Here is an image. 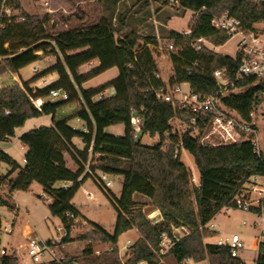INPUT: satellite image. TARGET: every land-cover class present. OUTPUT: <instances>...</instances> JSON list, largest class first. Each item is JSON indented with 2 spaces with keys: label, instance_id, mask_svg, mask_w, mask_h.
I'll return each mask as SVG.
<instances>
[{
  "label": "trees",
  "instance_id": "trees-1",
  "mask_svg": "<svg viewBox=\"0 0 264 264\" xmlns=\"http://www.w3.org/2000/svg\"><path fill=\"white\" fill-rule=\"evenodd\" d=\"M158 1L164 5L177 1L180 8L193 13L189 35L177 31L169 34V40L179 48L178 55L171 54L174 77L170 84L187 82L193 91L202 94L216 89L212 71L227 67L233 74L238 67V62L231 56L205 46L199 51L193 48L192 42L201 37L214 46L224 45L230 39L224 31L211 26L212 17L228 13L246 28L264 23V0ZM2 5L0 0V76L7 70L18 73L40 59L36 53L42 51L58 57L51 71L57 72L59 78L36 90L31 89L28 83L0 88V143L14 137L16 129L28 119L44 114L54 116L52 125L41 126L21 135V143L28 147L24 167L0 148V168L2 164L11 168L7 174L0 171V185L8 188V194L0 196V207L14 211L16 207L9 195L28 191L33 183H38L51 199L50 213L62 220L69 234L74 219L80 217L72 199L88 179L85 175L78 181L86 170L92 148V154H104L110 159L111 165L104 171L122 175L123 180L120 196L114 197L117 216L113 234L91 222L93 231L78 237L79 240L110 244V251L100 261L89 264H158L160 236L171 226H185L191 231L169 250L178 263L187 259L195 262L208 259L210 264H242L241 259L233 257L227 247L204 242L205 237L215 235L205 230V226L222 207L231 202L246 178L264 171V163L254 155L252 144L244 142L212 147L203 145L191 135H184L183 148L193 155L199 171V186L192 185L191 172L180 162V154L176 153L175 146L164 145V135L171 131L170 119L175 114L182 119L186 117L185 112L174 111L170 104L156 101L153 89L161 86L163 80L156 77L158 65L149 45L139 47L137 37L118 39L107 18H101L94 25L52 36L46 30L48 15L38 17L22 11L23 20L16 21L2 11ZM6 7L19 9L20 4L18 0H12L6 3ZM146 44L157 46L158 41L147 39ZM92 60H98L99 66L87 74H81L80 67ZM113 67H117L119 72L115 79L96 88H83L86 81ZM108 88H114L113 96L94 100L95 96ZM53 89H66L70 93L69 99L56 103L46 101ZM262 90L263 84L247 89L228 98L227 103L247 117L253 101ZM78 98H81L83 106L77 116L87 127V133L69 125L67 119L55 120L60 107ZM133 110L147 111L144 132L152 136L159 134V143L145 146L135 139L130 121ZM118 124L125 127L123 136L105 132L107 127ZM76 137L85 143L83 149L73 143ZM67 154L74 161L76 170L67 166ZM120 159L127 160L128 165L119 168ZM16 171L17 175L11 177ZM63 181H70L72 185L67 188L56 186V183ZM135 194L147 197L150 204L160 211L162 220L152 223L143 210L144 204L134 200ZM68 213H72L74 218L68 219ZM2 226L0 214V246ZM134 227L140 237L129 246L125 260L121 261L118 257L119 237ZM30 237H26L25 242ZM71 240L68 235L61 242ZM92 252L90 246L83 250L85 255ZM77 260L67 258L63 264H73ZM0 264H19V261L14 253L4 254L0 256ZM256 264H264V246L260 249Z\"/></svg>",
  "mask_w": 264,
  "mask_h": 264
},
{
  "label": "rangeland",
  "instance_id": "rangeland-1",
  "mask_svg": "<svg viewBox=\"0 0 264 264\" xmlns=\"http://www.w3.org/2000/svg\"><path fill=\"white\" fill-rule=\"evenodd\" d=\"M18 1L20 8L12 9V17H14L16 21H21L22 11L38 17L48 15L49 21L46 25V30L48 34L52 36L62 31L94 25L99 23L101 18H107L115 29L118 39H124L127 36L132 39L137 37L136 43L139 47L148 45L146 44L147 39H156L158 45L153 46L149 44V47H151L158 65V73L162 80L167 83L174 77L171 61L172 53L168 48V45L172 43V41L169 40V34L172 31L180 33L187 32L193 24V13L191 11L180 8L178 4L164 5L158 0H49L50 4L47 7L41 5L36 0ZM257 27L264 30V23L257 24ZM237 42L238 38L232 37L224 45L215 47L214 51L231 57L235 56ZM36 55L39 56L40 59L22 68L20 71L21 75L11 70H7L1 75L0 88L14 85L22 86L23 83H25L24 80H27L29 87L36 90L46 85L45 81L48 83V81L56 80L58 74L55 71H51V69L56 65L58 57L51 52L44 54L42 51L37 52ZM98 64L99 63L96 62L95 65L97 66ZM33 67H37V72L32 71ZM91 67L92 66L89 64H85L80 67L79 72L81 74H87L94 69V67ZM117 76L118 68L113 67L91 78L83 85L86 88L98 87ZM184 88L187 89V85H184ZM111 93H113V89L107 91V95ZM98 99V96L94 97V100ZM46 101L56 103L62 101V98L60 96H49ZM82 106L83 102L80 98L67 102L58 109L55 120L67 119L69 125H72L76 129H83L85 124L77 116ZM53 120L54 116L52 114H44L40 117L28 119L22 127L16 129L15 136L5 142H1L0 147L11 146L10 155L12 154L14 158L22 161L24 150L18 136L34 128L35 125L50 126L53 124ZM124 129L125 127L123 124H118L107 127L105 132L112 135L123 136ZM158 140L157 137L152 138L145 135L141 140V144L151 146ZM75 141L79 149L85 147V143L81 138L76 137ZM91 151L92 148L89 150L90 155L86 162V170L90 169L95 175L105 172L104 168L111 165L110 159L104 154H92ZM179 160L190 170L191 183L192 185H196L195 183H198L199 179V171L193 155L185 148H182ZM66 163L68 167L77 169L74 161L68 154L66 155ZM127 165V160L120 159L118 164L119 168H124ZM5 167L6 164H3V172L6 171ZM192 173L196 179L195 181L192 180ZM108 174L113 182V187L111 189L104 190L94 176H90L86 183L77 191L73 198V202L88 218L78 217L74 219V224L69 232V237L72 240L64 243L63 247H61L62 242L59 241V237L61 234L63 235L64 231L63 222L59 217H55L50 213L49 196L45 194L42 186L38 183H33L30 190L19 191L16 198V201L21 206L19 221L22 222L23 226L27 225L30 227L31 232L26 236H21L18 234V229L16 228L12 234H9L7 230H5V227H7L8 223H11L13 212L5 207H0L3 221L0 249L7 248L8 253H14L17 256L19 264H25L29 262L30 259L25 255V248L23 246L26 237L32 236L42 242L49 240L57 254L64 255L66 259L78 258L73 264H89L92 261H100L101 258L110 251V244L101 241L91 242L79 240L78 237L93 231V226L91 225L93 221L99 223L108 233L113 234L114 232L116 220L114 197H118L121 194L122 178L119 175L112 173ZM87 191L93 192L94 197L92 199L87 197ZM44 195L45 198H43ZM135 201L144 204L143 210L147 218L150 219L148 213L153 206L150 204L149 199L142 195H136ZM78 213L80 214V212ZM244 220L250 222L252 219L249 214L241 211L232 210L229 216L225 215L223 211H220L212 220V222L217 224L216 232L205 228V230L215 235L205 237L204 242L216 243L220 237L225 239L234 232L239 233L242 235L246 248L240 252V257L246 264H254V254L251 249L255 229L250 228L249 225H244ZM150 221L152 222L151 219ZM171 229L172 226L169 231H171ZM137 233L138 237H140L138 230ZM190 233L191 231L189 229V234ZM128 239H130V234H124L119 239L118 244L121 248V252L118 246V257L121 261L125 260V251H128L129 246L135 242L134 239H131V243H127ZM88 246L92 247L93 252H95L94 254L85 255L83 253V250ZM157 256L159 259L158 264H180L169 251L161 253L159 250ZM50 259L51 257L46 254L43 261L37 264H52L49 262ZM144 263L147 264L146 262ZM181 264H210V262L208 259L201 262L187 259Z\"/></svg>",
  "mask_w": 264,
  "mask_h": 264
},
{
  "label": "built area",
  "instance_id": "built-area-1",
  "mask_svg": "<svg viewBox=\"0 0 264 264\" xmlns=\"http://www.w3.org/2000/svg\"><path fill=\"white\" fill-rule=\"evenodd\" d=\"M10 1L12 0H2V11L8 17L12 16L13 9L6 7V3ZM36 1L45 7L50 4L49 0ZM253 1L259 2L262 0ZM172 4H177V1H172ZM211 26L216 30L224 31L229 38H238L236 54L232 56L238 62V67L233 74L230 73L227 67L212 71L211 76L216 83V89L208 94L193 91L187 82L171 85L170 82L163 81L161 86L153 89L157 102L170 104L174 111L178 109L185 112L186 117L182 119L175 114L170 119L171 131L164 135V145L173 144L176 153L180 154L183 148V137L187 134L199 139L203 145L212 147L249 142L253 146L256 158L264 163V30L258 28L257 25L253 28H246L237 18L230 16L228 13L213 16ZM190 33L191 31L188 30L183 34L189 35ZM192 46L196 51H199L203 46L212 51L217 47L204 37L194 40ZM168 48L171 53L178 55L179 48L173 42L168 45ZM32 71L37 72V67H33ZM156 77L161 78L159 73L156 74ZM243 82L247 83L240 85ZM261 84H263V90L259 92L258 97L253 101L247 117H244L241 112L227 103V99L231 96L242 94L247 89ZM184 85H187V89L184 88ZM50 94L52 97L60 96L62 100H68L70 97V93L66 89H53ZM103 97V93L98 95L99 99ZM146 115V110L132 111L130 121L135 139L141 141L145 135H148L152 138L157 137L159 140L156 143H159V134L152 136L150 133L144 132L147 121ZM82 130L88 132L86 126ZM85 175L88 178L94 176L104 190L113 187L112 179L107 172L95 175L93 171L87 169L78 178V181H81ZM192 180H196L194 175ZM195 184L199 186V179L198 183ZM71 185L72 182L70 181H63L61 184L65 188ZM87 197L92 198L93 194L88 191ZM43 198H45V195ZM49 201H51L50 198ZM232 210L241 211L251 216L252 220L250 222L244 220L243 224L255 229L251 250L254 254V264H256L260 249L264 246V171L254 173L246 178L231 202L222 207L220 211L229 216ZM66 216L68 219L74 218L72 213H68ZM212 220L205 228L216 232L217 224ZM157 222L152 221V223ZM5 230L12 234L14 232L13 224L8 223ZM188 234L189 229L185 226H172L171 231H164L160 236V252H168L176 241L181 240ZM68 235L67 230L64 228L59 241H62ZM216 244L220 247H227L233 257L241 259L242 264H246L240 257V252L246 249L241 234L234 232L225 239L220 237ZM23 247L25 248V255L33 264L41 263L46 254L51 257L49 260L51 263L63 264L66 259L64 255L57 254L48 241L42 242L30 237ZM0 254L12 253H8V249L2 248Z\"/></svg>",
  "mask_w": 264,
  "mask_h": 264
},
{
  "label": "crops",
  "instance_id": "crops-1",
  "mask_svg": "<svg viewBox=\"0 0 264 264\" xmlns=\"http://www.w3.org/2000/svg\"><path fill=\"white\" fill-rule=\"evenodd\" d=\"M149 45V44H148ZM150 46V45H149ZM39 60V59H38ZM96 62H98L99 63V61L98 60H92V61H90L89 63H87L86 65H90V66H92V67H94V66H96L95 64H96ZM99 66V64L96 66V67H98ZM91 67V68H92ZM96 67H94V69L96 68ZM22 69H20L19 71H18V75H21V73H20V71H21ZM118 74H119V72H118ZM58 78H59V76L57 77V79L56 80H51V81H48V83H47V81H45V84L46 85H43V87L42 88H44V87H46V86H48V85H50V84H52V83H54L55 81H57L58 80ZM113 79H115V78H113ZM113 79H111V80H113ZM111 80H109V81H111ZM24 82L25 83H27L28 81L27 80H24ZM33 86V85H32ZM101 86V85H100ZM99 87V86H98ZM30 88H32V87H30ZM38 88H41V87H38ZM83 88L84 89H92V88H86V87H84V85H83ZM93 88H96V87H93ZM111 89H113V93H111V94H108L107 95V91L108 90H111ZM104 96H113L114 94H115V90H114V88H108L104 93ZM81 99V98H80ZM72 126V125H71ZM39 127H41V126H37V125H35L34 126V128H32V129H36V128H39ZM32 129H30V130H32ZM20 137L21 136H18V138H19V141H20ZM76 141H75V138L73 139V143L76 145V143H75ZM20 143H21V141H20ZM21 145H22V148H23V150H24V152H23V157H22V161H19V160H17L16 158H14L13 156H12V154L10 155V147L11 146H5V147H0L3 151H5L6 153H8L21 167H24L25 166V161H24V159H25V154L27 153V151H28V147L27 146H25V145H23L22 143H21ZM79 148V147H78ZM81 149V148H80ZM65 160H66V157H65ZM68 166V165H67ZM70 168V167H69ZM10 167L8 166V165H6V167H5V172H3L2 170H3V164L1 165V168H0V171H1V173L2 174H7L9 171H10ZM72 170H76V169H73V168H71ZM17 173H18V171H16V172H13L12 173V175H11V177H15L16 175H17ZM121 178H122V180H123V177H122V175H119ZM122 180H121V186H122ZM87 181V180H86ZM86 181L81 185V186H83L85 183H86ZM62 184V182H58V183H56V186L58 185H61ZM80 186V187H81ZM121 190H122V187H121ZM0 191H1V196H5V195H7L8 194V188H7V186L6 185H0ZM88 192V191H87ZM19 193V191H17V192H13L12 194H10L9 196L11 197V200H12V203L15 205V210L14 211H12V210H9L8 208V210L9 211H11V212H13V217H11L12 218V221H11V223L13 224V228L14 229H18V234H20L21 236L22 235H24V236H26V235H28V233L29 232H31V230H30V227H28L27 225H25V226H23V224H22V222L21 221H19V216H20V211H21V206L19 205V203L16 201V198H17V194ZM92 194H93V192H91ZM136 195H138V194H135L134 195V200H136ZM118 196V195H117ZM94 197V196H93ZM92 197V198H93ZM119 197V196H118ZM92 198H90V199H92ZM72 204L74 205V207L76 208V210L78 211V212H80V217H84V218H88L87 216H85V214L81 211V210H79L78 209V207L74 204V202H73V199H72ZM6 208V207H5ZM1 214V213H0ZM116 216H117V214H116ZM1 217H2V215H1ZM148 217L153 221V222H155V221H161L162 220V216H161V213H160V211L157 209V208H152L151 209V211L148 213ZM149 219V220H150ZM116 221V220H115ZM94 223H96V224H98L100 227H102L99 223H97V222H95V221H93ZM103 228V227H102ZM104 229V228H103ZM114 230H115V227H114ZM124 234H130V239H128L127 240V243H131V239H134V241H136L139 237H138V233H137V230H136V228H132L131 230H129V231H127V232H125ZM124 234H122V235H124ZM121 235V236H122ZM120 236V237H121ZM120 237H119V239H120ZM71 239V238H70ZM49 241V240H48ZM133 241V242H134ZM51 243V242H50ZM67 243V242H66ZM118 243H119V240H118ZM52 244V243H51ZM63 244L64 243H62L61 244V247H63ZM118 246H119V244H118ZM119 248H120V246H119ZM126 248H128V247H126ZM7 249V248H6ZM120 252H121V248H120ZM95 252H92V254H94ZM127 253V251H125V254ZM0 256H1V254H0ZM30 262V263H29ZM29 262H27V263H25V264H33L31 261H29ZM140 264H145L144 262H142V263H140Z\"/></svg>",
  "mask_w": 264,
  "mask_h": 264
}]
</instances>
